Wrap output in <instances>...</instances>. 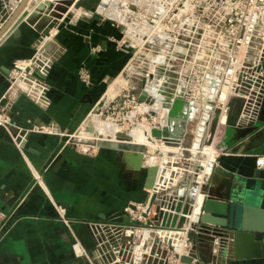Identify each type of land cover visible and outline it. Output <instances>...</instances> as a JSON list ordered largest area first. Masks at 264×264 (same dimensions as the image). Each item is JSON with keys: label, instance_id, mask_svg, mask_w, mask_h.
I'll return each instance as SVG.
<instances>
[{"label": "built area", "instance_id": "1", "mask_svg": "<svg viewBox=\"0 0 264 264\" xmlns=\"http://www.w3.org/2000/svg\"><path fill=\"white\" fill-rule=\"evenodd\" d=\"M51 1L71 3L60 18H53L40 32L34 55L41 52L50 56L49 45L54 44L53 36L65 20L64 14L81 8L83 0ZM95 1L93 8L81 9L80 13L88 18L99 16L119 28L120 36L113 38L116 47L130 51L127 66L141 58L140 83L141 79L145 81L142 87L126 81L115 94H106L96 103L93 112L98 117L105 112L122 113L111 122L117 126V132L127 136L134 127L142 126L146 144L141 145V167L156 166V174L143 201L124 205L129 222L113 219L85 223L93 246L89 252L81 248L83 254L90 264H218L216 259L205 262L200 257L199 243L208 242L215 258L222 257L221 264H226L233 234L226 228L202 222L201 215L209 196L208 188L217 186L211 177L221 150V133L228 124L232 106L235 102L240 105L234 126L255 123L263 108L264 0ZM19 2L0 0V24ZM98 48L94 46L92 51ZM28 65L33 75L38 69L33 62ZM22 71L27 69L13 64L5 99L10 95L11 83ZM79 78L89 83L88 71L80 69ZM141 90L153 98V103L139 100ZM21 93L27 95L24 88L17 95ZM175 99L183 101L182 111L188 114L185 132L180 137H153V127L167 125L168 112ZM207 102L211 103L213 114L205 131L199 124ZM221 114L225 120L219 123ZM196 119L194 138L189 142L187 136ZM199 130L204 135H199ZM197 134L200 142L195 144ZM107 136L96 147L90 146L94 149L111 142L129 144L128 139L117 136L121 140L108 141L111 136ZM256 163L264 166V157L257 158ZM194 207L198 211L190 217ZM164 216L175 218V224H163ZM6 217L0 210V221Z\"/></svg>", "mask_w": 264, "mask_h": 264}, {"label": "crops", "instance_id": "2", "mask_svg": "<svg viewBox=\"0 0 264 264\" xmlns=\"http://www.w3.org/2000/svg\"><path fill=\"white\" fill-rule=\"evenodd\" d=\"M40 1L30 0L25 9ZM80 6L64 14L49 45L50 56L34 55L40 32L24 20L0 36V123L6 127L0 139V210L7 215L0 221V264H90L83 251L92 249L93 238L83 221L122 220L113 216L146 197L145 174H135L123 151L101 145L87 155L66 146L67 135L91 118L95 104L115 89L111 81L131 54L117 49V26L80 13L93 8L90 0ZM94 46L99 47L95 52ZM31 62L37 72L43 71L41 80L23 72L16 93L5 99L13 64L28 67ZM80 69L88 71L89 83L79 78ZM22 87L31 98L17 95ZM239 110L235 102L221 133L217 165L225 179L219 190L229 199L236 185L237 221H245L252 233L264 221V166L256 163L264 157V104L259 119L247 126L233 125ZM247 127L250 132L236 139L232 129ZM262 245L263 251L234 239L226 264H264V236ZM199 252L205 262H223L208 242L199 243Z\"/></svg>", "mask_w": 264, "mask_h": 264}, {"label": "water", "instance_id": "3", "mask_svg": "<svg viewBox=\"0 0 264 264\" xmlns=\"http://www.w3.org/2000/svg\"><path fill=\"white\" fill-rule=\"evenodd\" d=\"M28 0H20L18 5L15 7L13 12L9 15L6 21L0 27V36L11 26L13 23H19L24 20L26 23L31 25L36 31L42 32L50 21L53 18H60L62 13L67 10V6L71 3L70 1H58L53 2L51 0L40 1L33 6V8L28 11L25 9ZM33 75L42 78L43 76L34 71ZM145 79H141L140 87L143 86ZM140 101H147L148 103H153V98L147 97V93L144 90H141L138 96ZM182 103L181 99H175L173 104L170 106L168 117L166 119V126L162 128L153 127L151 129V135L153 137H180L185 132V124L187 121V115L182 111ZM263 119L260 118V122ZM254 128V127H252ZM6 127L5 125L0 123V139H3L5 134ZM251 130L250 127L240 128V129H232L235 138L238 139L241 135H245L249 133ZM117 136L121 139H129L125 133L118 132ZM109 145L117 149L120 146L119 143L111 142ZM128 146V145H127ZM142 150V149H141ZM131 162V166L136 171H140L143 155L141 153L130 155L128 158ZM222 167L217 165L214 168V172L211 177V182L217 184V187H209L208 193L209 196L205 199L203 203V214L201 215V221L204 223L213 224L215 226H219L221 228H228L234 230L233 237L235 239V243L237 244L239 240L247 241V244L252 249H257L258 247H262L263 251V236H264V221L257 229H255L252 233L248 231V227L244 224L245 221L238 223V210L239 206L236 202H238V193L235 186L233 187V192L230 195L229 199H226L220 192L219 186L223 184L225 178L221 177ZM145 177L144 183L146 188H151L153 186V182L156 174V166H148L145 168ZM187 210V207L184 208ZM243 215L246 217L245 210L243 207L241 208ZM113 218H121L124 222H129V217L127 216L124 209L120 210L116 213ZM158 217H155L157 219ZM182 220V219H181ZM264 220V214H263ZM162 223L166 225H174L175 218H170L169 216H164L162 218ZM183 259H186L185 257Z\"/></svg>", "mask_w": 264, "mask_h": 264}, {"label": "rangeland", "instance_id": "4", "mask_svg": "<svg viewBox=\"0 0 264 264\" xmlns=\"http://www.w3.org/2000/svg\"><path fill=\"white\" fill-rule=\"evenodd\" d=\"M91 3H93V5L95 4V0H91L90 1ZM4 23V22H3ZM37 42H38V40H37ZM37 42H36V44H37ZM35 47H36V45H35ZM133 61L132 62H130V64L126 67H124V69L122 70V72H120L118 75H117V77H115V79H113V81H111V84L114 82V85H111L110 84V87H115V92L117 91V88H116V86H120V85H124V83L126 82V81H128V83H130V84H132L134 87H138L139 86V84H140V72H141V69H140V67H141V65L142 64H139V62L137 63V59H136V61L133 63ZM138 64V65H137ZM144 66H146V65H144ZM27 66H23V68L25 69ZM27 69V68H26ZM30 71V68L28 67V69H27V71ZM28 71V72H29ZM23 72H25V71H22L20 74H22ZM19 74V75H20ZM126 74H128V77H127V75ZM18 75V76H19ZM18 76H16V80L15 81H13L11 84V87H10V89H8V90H10V93L11 92H15L16 93V91H17V82H18ZM120 84V85H118V84ZM122 85V86H123ZM114 92V93H115ZM9 93V92H8ZM107 94V93H106ZM105 97V96H104ZM103 97V98H104ZM102 98V99H103ZM102 99L100 100V101H102ZM102 103V102H101ZM121 106H122V104H121ZM122 116V113H114V114H112V113H103V115H101L100 117H98L97 116V119L99 120V121H103V122H113V120H115V118H117V117H121ZM93 117V120H94V118H96V115H93L92 116ZM92 120H91V118L88 116L87 118H86V120L84 121V123L81 125V127H78L77 129H75L74 131H72L70 134H68L67 135V139H66V146H72V147H74L75 149H77V151H79V152H81V153H84V154H87V155H93V153H96V151H98V149L99 148H94L93 149V147H91L90 145H92L93 144V146L94 147H96L97 145V143H99L98 141L99 140H105L106 138H109L107 135H111L112 133H111V131L109 132L108 130L106 131V130H103V129H98L97 127V125H96V123H92L91 122ZM198 121V119H196L194 122H192V125H191V129H190V132H189V134H188V136H187V138H189L188 139V141L189 142H191L192 140H193V138H194V133H195V126H196V122ZM91 122V123H90ZM111 122V123H112ZM93 124H95V126L93 125ZM87 126L90 128H87ZM94 127H95V129H94ZM117 127H115V129H116ZM98 129V130H97ZM84 131V132H83ZM103 131V133H101ZM93 132H95V133H93ZM99 132V133H98ZM106 132V133H105ZM109 133V134H108ZM111 133V134H110ZM78 134H79V136H78ZM84 134V135H83ZM92 135L93 136V134H96L95 136H93V140H91L92 138H90V139H88L86 136H89V137H92V136H90V135ZM104 134V135H103ZM98 135V136H97ZM85 136V137H84ZM97 136V137H96ZM130 137V136H129ZM77 138V139H76ZM111 138H112V135H111ZM118 138V137H117ZM131 138V137H130ZM95 139V140H94ZM98 139V140H97ZM118 140H121V139H119L118 138ZM129 140V139H128ZM128 140H127V142H128ZM82 141V142H81ZM85 141V142H84ZM108 141H115V140H111V139H108ZM92 142V143H91ZM81 143L83 144V145H85V147H82L81 146ZM100 143H102V144H104V143H106L105 141L104 142H100ZM96 145V146H95ZM129 146V148H128V146ZM103 146V145H102ZM127 146V147H126ZM132 146H133V144H132V142H129V144H120V146H118L117 147V150H119L120 152H122V151H125L126 149L128 150V149H130V148H132ZM141 146V145H140ZM142 147V146H141ZM137 148H140V147H137ZM137 151V150H136ZM144 173V172H143ZM144 200V199H143ZM143 200H141V201H143ZM137 202H139V201H135V202H133V203H137ZM158 215V214H157ZM159 216V215H158ZM157 216V217H158ZM60 217V216H59ZM121 219V218H120ZM86 222H92V221H83V223L85 224ZM88 229V228H87ZM89 231V230H88ZM89 233H90V231H89Z\"/></svg>", "mask_w": 264, "mask_h": 264}, {"label": "bare ground", "instance_id": "5", "mask_svg": "<svg viewBox=\"0 0 264 264\" xmlns=\"http://www.w3.org/2000/svg\"><path fill=\"white\" fill-rule=\"evenodd\" d=\"M30 0H28V2H29ZM27 2V3H28ZM27 5V4H26ZM141 58H139V59H137V63L139 62V60H140ZM136 61V60H135ZM139 64H141V62H139ZM138 65V64H137ZM21 67H23V65H20ZM26 68H28V67H26ZM153 72H154V69H153ZM115 82V81H114ZM118 84V83H117ZM118 85H120V84H118ZM117 87V86H116ZM112 89H113V87H112ZM110 90H111V88H110ZM108 91V94H110V95H113V93H114V91H115V89H113V90H111V91ZM113 91V92H112ZM156 104L158 105L159 104V98H157L156 99ZM203 109L205 110V112H204V114H203V117H202V121H201V123L199 124V126H202L203 127V129H205V131L207 130V124L209 123L208 121L212 118V114H213V112H212V110H210L211 109V103L210 102H207V103H205L204 104V106H203ZM93 115H96L94 112H93V114H92V116ZM91 116V122L92 123H96V125L98 126L97 128L99 129H103V130H108L109 132L111 131V135H112V138H111V140H115V141H118L117 139H116V132L118 131L117 130V128L115 129V127H117L116 125H114L113 123H111V122H103V121H99L98 119H97V115H96V118H94V120H93V117ZM224 120H225V115L224 114H221L220 115V117H219V123H222V122H224ZM90 122V123H91ZM94 126H95V124H93ZM94 129H95V127H94ZM97 129V130H98ZM84 132V131H83ZM93 133H95V132H93ZM99 133V132H98ZM101 133H103V131L101 132ZM106 133V132H105ZM200 133H201V135H204V132H202L201 130H199V135H200ZM109 134V133H108ZM198 134H197V136L196 137H198V138H195V140H194V143L195 144H198L199 142H200V139H199V136H198ZM84 135V134H83ZM90 135V134H89ZM96 134H93V136H95ZM104 135V134H103ZM110 135V136H111ZM78 136H79V134H78ZM90 136H92V135H90ZM93 136L92 137H89V136H86L88 139H90V138H92L91 140H93ZM98 136V135H97ZM96 136V137H97ZM85 137V136H84ZM130 139L131 140H129L127 143H129V142H132V144H133V146H132V148H130V149H126L125 151H123V153H124V156H125V159L126 158H130V155H133V154H137V153H141L142 151H143V147H141L140 145H142L143 143L144 144H146L144 141V139H143V127L142 126H136V127H134L132 130H131V132H130ZM77 139V138H76ZM95 140V139H94ZM98 140V139H97ZM144 140V141H143ZM82 142V141H81ZM85 142V141H84ZM92 143V142H91ZM82 144V143H81ZM149 146L150 145H152V144H148ZM84 147H85V145H83ZM96 146V145H95ZM127 147V146H126ZM137 147H140V148H137ZM128 148H129V146H128ZM142 148V150H140ZM206 149H207V147H205ZM149 149H151V148H149ZM137 150V151H136ZM122 153V154H123ZM151 165H152V163H150ZM135 170V169H134ZM143 172H145V168L144 167H141V169H140V171L138 172V171H136L135 170V174L136 175H138L139 173H143ZM148 190H150V188H146V191H148ZM191 190H193V187L191 188ZM197 199H198V201H200V199H201V195L200 194H198L197 195ZM197 211H198V209H197V207H194L193 209H192V211H191V213H190V217H194L195 215H196V213H197Z\"/></svg>", "mask_w": 264, "mask_h": 264}]
</instances>
